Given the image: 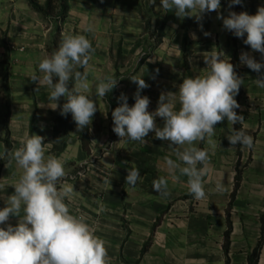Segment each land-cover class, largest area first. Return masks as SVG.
<instances>
[{
	"label": "crops",
	"instance_id": "obj_1",
	"mask_svg": "<svg viewBox=\"0 0 264 264\" xmlns=\"http://www.w3.org/2000/svg\"><path fill=\"white\" fill-rule=\"evenodd\" d=\"M46 1L36 3L43 7ZM66 1L69 9L66 20L59 24L60 38L69 32L83 34L92 43L88 95L97 112L82 130L71 131L57 123L65 100L61 98L60 107L51 109L48 87L37 91L38 83L30 79L39 75L40 60L58 49L53 50L57 24L54 19L44 21L28 0H0V179L5 186L0 197L14 193L13 186L22 173L10 161L6 140L10 152L19 148L24 134L31 135L34 119L33 134L44 138L45 156L63 160L64 179L77 191L70 210L86 214L96 235L105 241L110 264H219L221 260L223 264L227 260L229 264H262L264 89L254 82L259 74L242 65L239 57L243 52L258 62H264V57L243 43L246 36L235 37L218 18L227 17L230 11L237 13L238 5L229 8L230 0H221L218 11L203 14L197 22L195 17L181 19L166 13L159 8L160 0L154 5L149 0ZM240 6L242 12L255 15L264 0H242ZM89 25L94 26L91 33L85 31ZM212 50L222 51L232 64L237 60L236 70L244 83L235 97L240 105L235 111L244 117L253 147L230 144L231 126L225 118L215 125L214 148L204 141L194 142L208 151L211 172L204 178L206 198L194 199L187 177L178 170L179 179L168 180L169 196L161 197L153 190V181L168 177L165 157L176 160L170 142L156 139L153 132L145 138L146 144L121 140L113 131L112 112L120 106L121 94L127 95L129 106L134 105L137 84L130 79L134 75L148 85L141 95L149 97L148 111L154 112L162 93L177 92L185 77L205 73L203 57ZM76 70L83 71L79 66ZM106 76L114 77L118 84L104 97H97L96 84ZM5 78L10 96L6 120L2 99ZM155 123L163 127L164 121L157 117ZM186 146H180L181 150ZM132 167L141 175L135 187L126 184ZM217 184L223 185L222 192L214 190ZM5 206L0 198V208ZM18 220L10 217L4 226H15Z\"/></svg>",
	"mask_w": 264,
	"mask_h": 264
},
{
	"label": "clouds",
	"instance_id": "obj_2",
	"mask_svg": "<svg viewBox=\"0 0 264 264\" xmlns=\"http://www.w3.org/2000/svg\"><path fill=\"white\" fill-rule=\"evenodd\" d=\"M149 2L154 5L156 0ZM241 4L242 0H230L229 8ZM160 5L166 13L172 12L181 19L195 17L199 22L203 14L219 10L221 0H160ZM218 18L235 37L246 36L243 43L264 57V6L259 7L255 15L230 11L227 17L218 15ZM85 31L93 32L94 26L89 25ZM93 52V45L85 35L69 32L63 35L56 51L40 60L39 75L30 77L38 83L37 91L41 86L50 90L47 100L51 109L60 107L61 98L65 100L60 114L70 113L79 130L88 127L97 112L96 103L88 95L87 69ZM223 55L222 51L208 52L203 57L207 65L205 73L185 77L177 92L162 93L154 112L148 111L149 97L141 95L148 87L143 78L130 77L137 84L134 105L129 106L125 94L118 98L120 106L112 112V118L113 131L121 140L146 144L145 138L153 132L156 139L170 142L169 149L175 153L176 160L165 157L168 177L153 181V190L161 197L169 196L168 180L177 181L178 170L179 175L187 177L188 191L193 198H206L204 178L211 172L208 151L194 146V142L204 141L214 148L215 125L225 118L231 126L227 136L230 144L253 147V138L243 125L244 117L235 111L240 107L235 97L244 80ZM239 59L242 65L259 74L254 82L257 88L264 89V62H258L247 52ZM77 66L83 71L76 70ZM117 84L112 76L100 79L96 96L104 97ZM157 117L163 119V127L155 123ZM237 123L242 125L239 130L232 127ZM185 145L181 150L180 146ZM45 150L43 137L25 133L21 146L8 153L10 161H14L22 173L13 186L14 193L0 197L6 205L0 208V264H110L105 241L96 235L86 214L77 215L70 210L77 191L74 184L64 179L63 160L54 155L46 157ZM140 179L138 169L128 170V186L135 187ZM4 188L0 179V194L4 193ZM214 190L222 192L223 185L217 184ZM10 217H18V223L15 226L8 223L5 227ZM261 261L264 264V251Z\"/></svg>",
	"mask_w": 264,
	"mask_h": 264
},
{
	"label": "trees",
	"instance_id": "obj_3",
	"mask_svg": "<svg viewBox=\"0 0 264 264\" xmlns=\"http://www.w3.org/2000/svg\"><path fill=\"white\" fill-rule=\"evenodd\" d=\"M29 5L31 6V8L39 13L42 18L44 19V21H49L54 19L56 24H57V29H56V36H55V41L53 43V50L57 49L59 47V44L61 42V27L59 26V24L62 25V23L66 20L67 18V14H68V4L66 0H47L45 6L41 7L36 3V0H28ZM242 12V8L240 5L237 6V13H241ZM54 17V18H52ZM162 33V30L160 31ZM161 33L158 35V43H160V37H161ZM157 43V44H158ZM235 54H236V40H235ZM236 58L233 59V66L234 69L237 73V75L239 76V71L236 70ZM2 92H3V105L6 109V114H5V120L9 118L10 116V96H9V86L7 83V79H4L3 85H2ZM57 123L59 125H63L66 129L68 130H75L77 128L76 123L71 119V114L69 113L67 116H62L60 115L59 117H57L56 119ZM242 127L241 124L237 123L235 126V129L239 130ZM35 130V126H34V119L32 121L31 124V134L34 133ZM82 134H81V138H82ZM239 148L241 147L240 145H238ZM83 147L86 150L87 149V142L83 139ZM11 146L9 143V140H6V151L7 154L8 152H10ZM238 188V184L236 186V189ZM263 233H264V229H263ZM226 237L228 239L229 237V232H227ZM227 264H229V260H227Z\"/></svg>",
	"mask_w": 264,
	"mask_h": 264
}]
</instances>
